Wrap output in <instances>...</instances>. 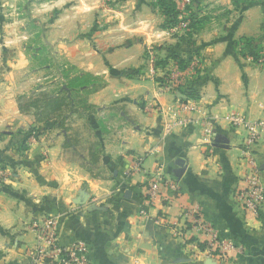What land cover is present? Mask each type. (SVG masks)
Masks as SVG:
<instances>
[{"label":"crops","instance_id":"crops-1","mask_svg":"<svg viewBox=\"0 0 264 264\" xmlns=\"http://www.w3.org/2000/svg\"><path fill=\"white\" fill-rule=\"evenodd\" d=\"M212 2L206 15L194 9L205 17L188 42L158 26L156 12L131 8L152 22L110 34L102 54L82 56L86 64L73 58L102 78L87 94L86 114L72 102L37 119L18 110L0 80V165L10 173L0 183V264H31L32 226L48 215L62 244L85 241L93 264H264V201L251 214L235 199L245 185L243 131L225 120L236 113L264 122V65L236 48L243 36L262 40L264 0L237 8ZM174 47L198 52L196 99L149 77V52L157 66ZM186 99L194 110L179 108ZM29 130L38 139L20 152ZM256 151L264 192V130ZM156 173L175 187L160 186L149 203L144 193ZM197 210L212 234L188 223ZM173 222L187 228L176 235ZM213 234L233 245L226 260L204 255Z\"/></svg>","mask_w":264,"mask_h":264},{"label":"rangeland","instance_id":"rangeland-1","mask_svg":"<svg viewBox=\"0 0 264 264\" xmlns=\"http://www.w3.org/2000/svg\"><path fill=\"white\" fill-rule=\"evenodd\" d=\"M204 1L191 0L184 6V17L190 7L197 11L203 8L206 15L215 4L212 0ZM249 1L228 0L227 4L237 8ZM173 2L179 14L181 0ZM162 4L163 0H0V80L11 87L17 104L36 100L38 106L49 94L59 92V97H65L66 92L60 91L64 83L70 93L66 106L73 102L85 113L87 94L102 86V78L81 71L73 58L86 64L88 58L82 56L90 52L102 54L105 38L110 34L152 22L144 17L147 14L135 13L137 8L161 15L158 26H162ZM29 111L37 119L43 118L40 110ZM3 114L5 111H1L0 115ZM31 132L26 133V140ZM21 144L16 146H20V152L25 148ZM0 168L6 169L1 165Z\"/></svg>","mask_w":264,"mask_h":264},{"label":"built area","instance_id":"built-area-1","mask_svg":"<svg viewBox=\"0 0 264 264\" xmlns=\"http://www.w3.org/2000/svg\"><path fill=\"white\" fill-rule=\"evenodd\" d=\"M190 1L181 0V5L178 6L180 11L177 15L178 21L174 25L165 28V32L170 36L178 37L184 35L188 30L189 20L184 17L183 11L184 6L188 5ZM249 58L253 59L252 57ZM156 60L155 53L150 51L148 74L165 92L178 91L180 86H184L195 79L200 65L198 56H192L183 67L170 58L164 66H156ZM253 61L264 65V49L257 59ZM179 103V108L183 110H194L196 107L195 103L188 99L179 101ZM225 120L230 126L240 127L243 131L240 153L241 158L247 166L243 176L245 185L235 191V199L245 212L258 214L264 201V192L261 184L260 166L256 158V146L260 134L264 130V122L261 120L250 121L236 113L228 114ZM205 124L204 133L206 135L205 140L207 141L212 132L211 121H205ZM36 140V134L32 131L29 134L28 140H26L25 146ZM135 169H138V165H135ZM8 176L10 177L8 171L0 168V181H7L9 179ZM160 186L175 187L167 180H164L161 174L156 173L155 176L149 179L144 193L149 203L154 201ZM164 218L162 219L164 220ZM188 223L194 229L212 234L210 228L200 221L199 210L192 213V219ZM172 228L175 234L179 235L187 227L186 223L173 222ZM57 229L58 220L55 216H45L40 222L33 224L32 231L35 235V244L31 250V264H93L85 241L77 240L71 244L64 245L58 238ZM204 244L202 248L204 255L216 260H226L229 256V251L233 249V245L228 241L219 239L214 234Z\"/></svg>","mask_w":264,"mask_h":264},{"label":"trees","instance_id":"trees-1","mask_svg":"<svg viewBox=\"0 0 264 264\" xmlns=\"http://www.w3.org/2000/svg\"><path fill=\"white\" fill-rule=\"evenodd\" d=\"M162 11L164 12V23L162 25L164 28L170 27L178 21V10L177 7L174 5L173 0H163ZM187 11L188 14L185 18L189 20L188 30L185 32L184 35H180L177 37L180 40L184 39L186 42L190 40L192 33L196 30V26L199 20L201 19V17L197 15V12L192 7L187 8ZM237 45L240 48L239 52L241 55L252 57L253 60H255L257 59L258 55H260L261 51H263L264 49V36L262 37V40H259L256 37L243 36L238 40ZM192 56H198V52L193 49V47H190L189 51H185V53L180 52L174 47L168 52L165 57V60L159 59L157 61V64L164 66L167 63V60L170 58L183 67ZM198 81L199 77L197 75L195 79L191 80L188 84L186 83L187 85L185 84L184 86H180L178 88V92L186 95L187 98L196 99L198 97ZM63 84L64 83H61L60 85V91L66 92L65 97H59V92L52 93L44 97V100L42 99L41 106H38L37 101L34 100L26 105H21L20 103H18V110L20 112H28L30 108H35L41 111L40 113L42 114L43 118H46L50 114L59 111L66 105V99H70V96L67 95L69 89L68 87H66V85ZM26 138L27 135L25 136L21 144L24 147L26 143Z\"/></svg>","mask_w":264,"mask_h":264}]
</instances>
